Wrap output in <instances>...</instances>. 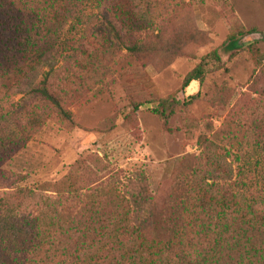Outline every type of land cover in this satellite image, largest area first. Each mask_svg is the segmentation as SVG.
Wrapping results in <instances>:
<instances>
[{
	"label": "rangeland",
	"instance_id": "rangeland-1",
	"mask_svg": "<svg viewBox=\"0 0 264 264\" xmlns=\"http://www.w3.org/2000/svg\"><path fill=\"white\" fill-rule=\"evenodd\" d=\"M43 79L69 120L34 92ZM209 151L241 193L264 194V0H0V195L80 161L155 190Z\"/></svg>",
	"mask_w": 264,
	"mask_h": 264
},
{
	"label": "trees",
	"instance_id": "trees-1",
	"mask_svg": "<svg viewBox=\"0 0 264 264\" xmlns=\"http://www.w3.org/2000/svg\"><path fill=\"white\" fill-rule=\"evenodd\" d=\"M238 42L231 34L224 49ZM209 57L218 59L204 56L184 86L201 80ZM45 81L34 92L69 120ZM161 107L152 111L166 117ZM225 164L211 151L182 156L155 190L142 172L96 180L85 161L36 188L13 183L0 195V264H264V194L241 193L248 183H230Z\"/></svg>",
	"mask_w": 264,
	"mask_h": 264
}]
</instances>
